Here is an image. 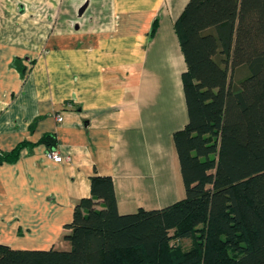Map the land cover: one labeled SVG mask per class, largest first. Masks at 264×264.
I'll return each mask as SVG.
<instances>
[{"label": "crops", "instance_id": "crops-1", "mask_svg": "<svg viewBox=\"0 0 264 264\" xmlns=\"http://www.w3.org/2000/svg\"><path fill=\"white\" fill-rule=\"evenodd\" d=\"M187 2L0 0V151L27 142L0 161V243L69 249L95 173L112 177L120 213L184 197L172 135L188 121L174 30Z\"/></svg>", "mask_w": 264, "mask_h": 264}, {"label": "trees", "instance_id": "trees-1", "mask_svg": "<svg viewBox=\"0 0 264 264\" xmlns=\"http://www.w3.org/2000/svg\"><path fill=\"white\" fill-rule=\"evenodd\" d=\"M174 30L186 62L188 121L172 135L184 197L120 213L112 177L95 173L66 225L69 249L0 243V264H264V0H188Z\"/></svg>", "mask_w": 264, "mask_h": 264}, {"label": "built area", "instance_id": "built-area-1", "mask_svg": "<svg viewBox=\"0 0 264 264\" xmlns=\"http://www.w3.org/2000/svg\"><path fill=\"white\" fill-rule=\"evenodd\" d=\"M57 120L61 121L62 117L61 116H57ZM47 155H48V157L53 159L55 162H61L63 160V156L58 150H54V149L53 150H49Z\"/></svg>", "mask_w": 264, "mask_h": 264}, {"label": "rangeland", "instance_id": "rangeland-1", "mask_svg": "<svg viewBox=\"0 0 264 264\" xmlns=\"http://www.w3.org/2000/svg\"><path fill=\"white\" fill-rule=\"evenodd\" d=\"M245 71H240L239 73H237L236 75H237V78H240V77H242L245 73H244Z\"/></svg>", "mask_w": 264, "mask_h": 264}]
</instances>
